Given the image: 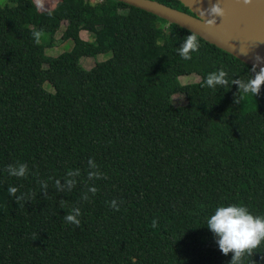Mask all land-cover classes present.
Returning a JSON list of instances; mask_svg holds the SVG:
<instances>
[{
  "label": "trees",
  "instance_id": "trees-1",
  "mask_svg": "<svg viewBox=\"0 0 264 264\" xmlns=\"http://www.w3.org/2000/svg\"><path fill=\"white\" fill-rule=\"evenodd\" d=\"M153 1L190 14L177 0ZM8 2L0 6V264H228L207 219L230 204L264 217V87L239 103L231 87L252 67L201 38L186 61L178 48L189 31L115 0H59L42 11L33 0ZM67 40L69 51L45 55ZM109 53L88 70L80 63ZM220 69L229 85L207 87ZM191 74L199 81L179 82ZM90 158L106 179H87L97 171ZM20 162L25 177L5 171ZM67 179L76 180L71 192ZM9 187L33 198L17 204ZM73 206L80 227L63 219ZM243 264H264V242Z\"/></svg>",
  "mask_w": 264,
  "mask_h": 264
},
{
  "label": "clouds",
  "instance_id": "clouds-1",
  "mask_svg": "<svg viewBox=\"0 0 264 264\" xmlns=\"http://www.w3.org/2000/svg\"><path fill=\"white\" fill-rule=\"evenodd\" d=\"M39 3V0H37ZM239 2V0H238ZM244 5H250L252 0H242ZM226 13L224 8L221 7L219 2L211 4L207 9H201L199 12L200 22L205 24L207 27H215L217 25V18L223 19ZM32 36L37 44L40 43L41 37L43 36V30L35 31ZM199 50V35L196 32H191L189 35L183 38V42L178 48L179 56L190 61L192 59V53L198 52ZM248 51V50H247ZM247 51L242 54H247ZM256 63L253 64L250 69L251 76L245 81L241 79H233L231 81V87L235 85L238 89L234 96V102L239 103L240 99L243 98V94L251 93L255 97L260 93L261 88L264 87V67H260L257 70L258 65L264 63L259 56L256 58ZM228 74L223 69L209 73L205 78V85L209 88L215 89L217 87L223 88L229 85L227 78ZM88 165L97 169V171H90L87 174L89 181L106 179L107 177L98 170L94 159L88 160ZM5 171L13 177H25L28 172V166L26 163L20 162L17 164H10L6 166ZM80 170L75 171L69 170L67 172L68 177L79 176ZM66 189L71 192L76 186L75 179H67L65 182ZM42 191L47 197L46 183H40ZM55 187L57 192H64L65 187H62L60 180L55 181ZM88 192L95 195L97 192L96 187H89ZM18 188L9 187L8 192L15 196V202L20 204L21 202H27L31 200L32 194H19ZM82 200L87 201L88 196L84 195L81 197ZM61 205L64 201L60 202ZM109 206L116 211H119L118 202L112 200L109 202ZM81 215L80 208L73 206L71 211L63 217L64 221L68 224H73L76 227H80L81 221L78 217ZM157 221L153 220L152 227H157ZM207 228L215 237V243L218 245L219 251L224 255L228 256L232 254L231 260L228 264H243V258L245 255L251 256L255 249L261 246L264 242V217L254 216L250 213L246 206L237 204H230L227 206H219L215 209L207 219Z\"/></svg>",
  "mask_w": 264,
  "mask_h": 264
},
{
  "label": "water",
  "instance_id": "water-1",
  "mask_svg": "<svg viewBox=\"0 0 264 264\" xmlns=\"http://www.w3.org/2000/svg\"><path fill=\"white\" fill-rule=\"evenodd\" d=\"M131 7L140 9L162 20L179 26L187 31L196 32L199 38L214 45L216 48L230 54L250 67L256 63L259 56L264 61V0H252L250 5H244L242 0H207L211 5L219 2L225 10V17L235 27L224 25L223 19L217 18L215 27H207L200 22V8L193 5V0H177L190 14L171 8L153 0H115ZM248 50V51H247ZM247 51V54H242ZM264 67L258 65L257 70Z\"/></svg>",
  "mask_w": 264,
  "mask_h": 264
},
{
  "label": "rangeland",
  "instance_id": "rangeland-1",
  "mask_svg": "<svg viewBox=\"0 0 264 264\" xmlns=\"http://www.w3.org/2000/svg\"><path fill=\"white\" fill-rule=\"evenodd\" d=\"M58 1L59 0H39V3H38L37 0H33L36 8L39 11L53 9ZM87 1L89 3L99 2V0H87ZM5 5L10 6L11 3H9L8 0H0V6H5ZM65 25H66V22L61 23L59 31L54 36L55 41H57L61 37V34L64 30ZM79 35H80V38L84 41H92V36L86 31H81ZM72 46H73L72 40H67L65 42L60 41L52 47H46L44 52H45V55L48 57H56L63 52L69 51L72 48ZM110 55L111 54L109 53V54H99L95 57H89V56L82 57L80 59V63L83 68L88 70L92 68L96 62L107 60L110 57ZM178 80L181 84L195 83L199 81V76L195 74H191L187 76H181L178 78ZM43 87L45 90L52 92V88L48 83H45ZM172 101L175 105H181L184 103V96L180 94L175 95L172 97Z\"/></svg>",
  "mask_w": 264,
  "mask_h": 264
},
{
  "label": "bare ground",
  "instance_id": "bare-ground-1",
  "mask_svg": "<svg viewBox=\"0 0 264 264\" xmlns=\"http://www.w3.org/2000/svg\"><path fill=\"white\" fill-rule=\"evenodd\" d=\"M192 2H193V5H194L195 7H198V8H200V9H207V8H209V7L211 6V5L208 3L207 0H193ZM222 23H223L224 25H228V26H230V27H233V30H237V29H239L238 26L235 27L234 24L229 23L228 21H226V19H223V20H222Z\"/></svg>",
  "mask_w": 264,
  "mask_h": 264
},
{
  "label": "built area",
  "instance_id": "built-area-1",
  "mask_svg": "<svg viewBox=\"0 0 264 264\" xmlns=\"http://www.w3.org/2000/svg\"><path fill=\"white\" fill-rule=\"evenodd\" d=\"M102 0H99V2H101Z\"/></svg>",
  "mask_w": 264,
  "mask_h": 264
}]
</instances>
